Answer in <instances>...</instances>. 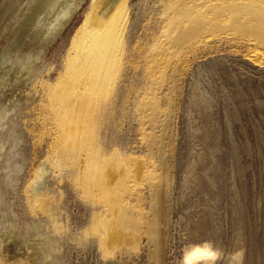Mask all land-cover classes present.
Masks as SVG:
<instances>
[{"label":"rangeland","instance_id":"1","mask_svg":"<svg viewBox=\"0 0 264 264\" xmlns=\"http://www.w3.org/2000/svg\"><path fill=\"white\" fill-rule=\"evenodd\" d=\"M93 1L0 0V74L29 66L0 83V264H264V0H127L125 66L81 101L67 57Z\"/></svg>","mask_w":264,"mask_h":264},{"label":"bare ground","instance_id":"2","mask_svg":"<svg viewBox=\"0 0 264 264\" xmlns=\"http://www.w3.org/2000/svg\"><path fill=\"white\" fill-rule=\"evenodd\" d=\"M127 5H128L127 0H94L91 5L89 14L85 16L82 22V25L79 27V29H77V32L73 38V41H71L72 47L74 48L72 49L73 52H69V56L67 57L69 65L66 69L68 75L71 76V77L70 76L68 77L69 79L72 80L73 78L75 79L77 78L76 80H78L77 83H73V86H72V90H74L75 98L82 101V99H84V95L88 92V90H90V93H91V96L88 99L96 100V98L101 97V95L102 96L106 95V94L105 95L102 94L101 88L104 87L106 83L107 85L108 83H110L109 82L110 80L108 81V79H110L109 78L110 74L108 75V72H110L112 68H114L116 63L118 62L121 63V61H124L126 59V57H124L125 54L122 56L121 53H118L119 51L118 49L120 48L122 50L123 49L121 48L122 45L123 44L126 45V40H127L126 34L127 33L125 32V28H126V17H127V11H128ZM70 15H71V12L70 14L66 16V18L63 21L59 23L57 28H53L54 29L52 30L53 35L54 33H58L59 30L62 29V27L66 23L67 18ZM78 43L79 45L77 46ZM28 54H27V58H28ZM122 57H124V60ZM121 64L123 65V62ZM124 66L125 65H123V67ZM27 67L25 65L24 66L22 65L18 69L9 68L7 71H5V73L0 74V83L3 84V82H11L20 77L22 78L26 76L29 71V68ZM67 93H69V91ZM65 95H61V96L59 95V97H63ZM73 124L74 123L66 124V126L64 127L65 135H64V140H63L64 142L62 145L63 147H65V149H67L66 150L67 152L77 155L78 152L84 151L87 149V144L85 143L84 140H82V138H78L79 135L81 136L83 133L76 127L75 124L74 125ZM95 164H96V161L89 162V165H91L89 166L90 167L89 169L91 170L94 169L93 173L94 171L96 172L99 171L98 169H97L98 171L95 169V168H99V163H98V167ZM114 168H115V164L113 162L112 163L109 162L106 168L103 171L101 170V172H104V171L105 172L102 173V175H100V178L102 179L104 178L103 184H101V186L103 185L104 188L103 187L102 188L103 190L104 189L105 190L104 192L102 190V195L104 194L107 195V198L112 208L111 212L118 213L120 211V208L115 203L113 199V195H112V189L117 180L115 173L113 172ZM92 176L93 177L91 178L89 177L90 179H88V177L86 179H88L87 182L89 185L93 183L92 186H95L96 183L94 184V182L96 179L95 178L96 175L94 176L92 174ZM92 178H95V179H93L94 182L91 183ZM99 183H101L100 180H99ZM33 203L37 206V203L35 201ZM37 207H40V206H37ZM117 233H119L117 228L115 227L114 229V226L111 223L109 224L108 222V225L105 226V234H106L105 245L107 247H112L114 243L118 242L122 238V235L120 233L118 235ZM207 253H208L207 247L205 248L196 247L187 254V259L188 261H194V260L197 261L205 257ZM239 259H240L239 257H236L235 262L231 264H238ZM211 262L212 260L210 259V261L207 262L206 264H210Z\"/></svg>","mask_w":264,"mask_h":264}]
</instances>
